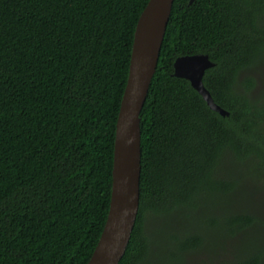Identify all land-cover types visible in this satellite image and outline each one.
Segmentation results:
<instances>
[{"label": "trees", "instance_id": "16d2710c", "mask_svg": "<svg viewBox=\"0 0 264 264\" xmlns=\"http://www.w3.org/2000/svg\"><path fill=\"white\" fill-rule=\"evenodd\" d=\"M148 0H0V264H86L111 192L115 123L133 34ZM207 54L211 110L173 62ZM264 56V0H173L140 111L139 208L118 264L152 248L145 216L243 192L220 156L264 170V98L247 75ZM198 222V221H197ZM172 232L180 251L233 241L228 264H264V220L235 205ZM185 227V226H183ZM174 254V253H173Z\"/></svg>", "mask_w": 264, "mask_h": 264}, {"label": "water", "instance_id": "95a60500", "mask_svg": "<svg viewBox=\"0 0 264 264\" xmlns=\"http://www.w3.org/2000/svg\"><path fill=\"white\" fill-rule=\"evenodd\" d=\"M172 3L173 0H148L135 25L128 74L115 123L107 216L86 264H118L135 224L141 170L139 115L156 70ZM213 65L207 54L180 55L173 62V75L187 79L211 110L227 116L228 111L214 102L202 81L205 70Z\"/></svg>", "mask_w": 264, "mask_h": 264}, {"label": "rangeland", "instance_id": "374dc122", "mask_svg": "<svg viewBox=\"0 0 264 264\" xmlns=\"http://www.w3.org/2000/svg\"><path fill=\"white\" fill-rule=\"evenodd\" d=\"M246 74L253 79V92L257 96L258 92L264 90V56ZM262 96L264 98V92ZM216 168L221 178L239 179L243 192L228 195L207 193L196 201L197 206L193 208H177L171 214L162 216L146 214L145 231L151 238L152 248L142 264H228L235 253L231 238L225 240L214 235L198 250L180 251L176 241L171 238L172 232L181 235L191 228L198 230L201 226L200 217L204 213L232 205L264 220V170H248L247 164L236 166L234 160L226 159V155L220 156Z\"/></svg>", "mask_w": 264, "mask_h": 264}]
</instances>
